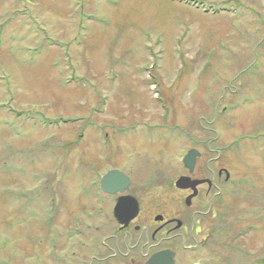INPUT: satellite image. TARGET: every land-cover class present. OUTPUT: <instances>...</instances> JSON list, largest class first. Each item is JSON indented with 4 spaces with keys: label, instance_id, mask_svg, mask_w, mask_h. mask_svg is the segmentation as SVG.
I'll use <instances>...</instances> for the list:
<instances>
[{
    "label": "rangeland",
    "instance_id": "374dc122",
    "mask_svg": "<svg viewBox=\"0 0 264 264\" xmlns=\"http://www.w3.org/2000/svg\"><path fill=\"white\" fill-rule=\"evenodd\" d=\"M210 157L216 176L230 173L217 195L243 213L216 238L215 192L199 198L195 237L225 247L218 264H264V0H0V239L6 226L45 225L52 177L57 226L83 210L89 226H114L93 198L114 167L153 197L144 216L164 204L172 216V180L205 174ZM37 188L39 219L21 209Z\"/></svg>",
    "mask_w": 264,
    "mask_h": 264
},
{
    "label": "flooded vegetation",
    "instance_id": "af4514ba",
    "mask_svg": "<svg viewBox=\"0 0 264 264\" xmlns=\"http://www.w3.org/2000/svg\"><path fill=\"white\" fill-rule=\"evenodd\" d=\"M210 152L215 153L211 149ZM216 160L217 158H208L205 164V174L201 176L181 175L190 176L192 180L203 181L197 186L196 195L192 197L189 205L187 199L193 196L195 191L176 188V181L181 176L172 180V185L178 190L179 195L171 201L172 216L167 213L168 208L164 203L163 207H158L160 210L156 213L144 216V209L151 208L153 197L147 196L150 193L142 191H140L142 197L133 190L131 192L133 180L130 175L131 184L124 193L111 195L100 192L101 196L97 192L93 193L95 195L93 198L98 200L97 202L102 207L101 210H110L109 217L114 226L109 224V226H89L83 221L88 218L84 210L77 214L81 215V219L72 216L69 226H57V202L54 197L57 194L53 191L57 179L52 177L54 180L47 190L52 200L50 211L44 212L45 225L6 226L4 232L7 234L5 238L0 239V264H218L219 260L225 261L226 257L218 255V250L222 248L219 250L222 253L225 247L220 245L217 239L195 237L199 231L196 225H193L194 220L197 216H204L206 213L200 210L195 212L190 210L195 200L213 197L214 192L216 197L212 205L218 206L219 194L217 195L215 191L217 180L223 175L224 180L226 182L228 180L226 173L222 171L224 169L219 170L216 176L215 168H213ZM46 182L48 183V180ZM24 193L21 209L25 213H34L37 219L42 218L39 211V208L43 207L39 202L41 189L37 188L34 192L25 191ZM83 194L89 197L91 192L84 191ZM183 194L184 197L181 198ZM126 197L135 199L138 205L136 217L127 226L119 224L113 217L115 205L119 199ZM164 201L169 205L167 199ZM127 206L126 210L133 207L130 201ZM109 217H105L107 221ZM13 232H18V235L15 237ZM25 244L32 249L26 248ZM200 249L210 252L208 260L207 257L193 260V254ZM251 257L247 256V259Z\"/></svg>",
    "mask_w": 264,
    "mask_h": 264
},
{
    "label": "water",
    "instance_id": "95a60500",
    "mask_svg": "<svg viewBox=\"0 0 264 264\" xmlns=\"http://www.w3.org/2000/svg\"><path fill=\"white\" fill-rule=\"evenodd\" d=\"M199 156L200 153L197 150L192 149L184 157L183 164L184 167L189 171V173L194 172L197 158ZM227 177L229 178V174H227ZM201 183H203V181L192 180L190 177H181L176 182V187L178 189H192L195 191L194 195L187 199L188 205L192 197L196 195L197 186ZM129 185L130 179L123 172L118 170L109 171L105 176H103L101 180L102 192L109 194L124 193L128 190ZM129 201L131 202L133 207L130 210H126ZM137 212L138 205L135 199L126 197L119 199L118 204L114 208L113 215L119 224L127 226L129 222H131L136 217Z\"/></svg>",
    "mask_w": 264,
    "mask_h": 264
},
{
    "label": "trees",
    "instance_id": "16d2710c",
    "mask_svg": "<svg viewBox=\"0 0 264 264\" xmlns=\"http://www.w3.org/2000/svg\"><path fill=\"white\" fill-rule=\"evenodd\" d=\"M208 142V141H207ZM206 141L204 142H198L197 144H195V146L200 147V148H205V144H207ZM242 189V188H241ZM245 189V188H244ZM243 189V190H244ZM239 193V194H238ZM238 195H242V191L238 192ZM224 194H227L226 192H224ZM236 196V195H234ZM232 197V196H231ZM240 198H236L234 197L232 199V201L234 200L235 204L234 205H238V204H244V202L246 201V203H248V201L250 200V197H243V196H239ZM218 221L215 222L214 226H218L217 232L218 235L216 236V238H218V236H221V234L223 233L225 236L227 237L229 236V234H233L235 233V230L237 229L238 223L240 222L241 217L240 214L243 213V211L241 212H236V209L233 208L234 206H229V204H226L225 201H223L222 199L218 202ZM234 220V221H231ZM224 247V246H223ZM231 248V247H230Z\"/></svg>",
    "mask_w": 264,
    "mask_h": 264
}]
</instances>
